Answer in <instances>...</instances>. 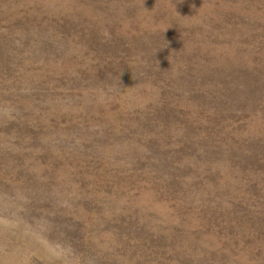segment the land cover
Here are the masks:
<instances>
[{
    "label": "rangeland",
    "instance_id": "obj_1",
    "mask_svg": "<svg viewBox=\"0 0 264 264\" xmlns=\"http://www.w3.org/2000/svg\"><path fill=\"white\" fill-rule=\"evenodd\" d=\"M0 264H264V0H0Z\"/></svg>",
    "mask_w": 264,
    "mask_h": 264
}]
</instances>
